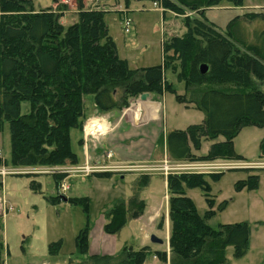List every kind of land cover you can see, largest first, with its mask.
I'll use <instances>...</instances> for the list:
<instances>
[{"label":"trees","instance_id":"1","mask_svg":"<svg viewBox=\"0 0 264 264\" xmlns=\"http://www.w3.org/2000/svg\"><path fill=\"white\" fill-rule=\"evenodd\" d=\"M158 1L165 9L185 13L186 8L205 19L192 15L184 19L186 32L164 41L161 64L132 68L119 55L105 21V11L86 9L78 0V20L65 26L59 10L37 11L32 0H0V131L5 122L9 123L11 146L9 160L0 157V167L78 163V155L72 148V131H84L85 101L90 95L103 113L129 107L145 92L159 96L173 92L179 102H185V96L177 94L173 82L166 77L168 68L177 72V78L186 88L202 89L198 97L187 101L205 115L203 123L168 132L169 158L173 161L242 158L235 151L234 138L245 126L264 127L261 88L264 14L237 15L229 21L226 31L220 32L208 22L206 10L223 0ZM227 1L242 6L246 0ZM249 19L257 25L252 31L244 21ZM202 64L208 65L205 74L201 72ZM118 93H121L119 99ZM24 101L30 104L28 113L22 112ZM219 137L225 140L216 141ZM204 140L216 142L207 154L198 156L194 150H200ZM260 153L264 158V138ZM55 178L58 193L47 197L53 205L65 198L59 192L62 176ZM148 180L141 179L142 183ZM258 185L259 176L254 174L237 182L239 190ZM31 186L37 190L35 181ZM168 186L170 264H228V247H233L236 258L247 254L250 242L247 222L220 224L215 228L209 223L216 214L214 200L206 197L209 209L201 214L195 201L187 196L185 186L210 192L206 175L171 174ZM67 202L81 206L88 213V197H70ZM146 206L140 191L128 200L115 202L105 213V232L118 233L130 220L143 215ZM91 228L88 222L76 237L77 254L85 255V260L68 264L88 261L110 264L117 257L113 264H144L153 253L149 246L135 250L126 245L118 255H92L89 253ZM59 249L60 242L50 243V253ZM3 254L0 232V264H4ZM153 254L167 260V251L156 250Z\"/></svg>","mask_w":264,"mask_h":264},{"label":"rangeland","instance_id":"2","mask_svg":"<svg viewBox=\"0 0 264 264\" xmlns=\"http://www.w3.org/2000/svg\"><path fill=\"white\" fill-rule=\"evenodd\" d=\"M32 1L37 11L41 9L61 11V13H63L61 22L65 26H69L78 20V0ZM154 1L157 3V0ZM124 2L125 0H84L83 5L86 9H98L106 12L105 21L108 25L110 35L117 43L119 55L121 58L127 59L132 68L149 67L162 63L164 54L161 46V39L163 44L168 37L182 36L187 30L183 23L187 16L192 15L197 16L198 19H205L204 16H201L198 12L189 11L186 8H184L186 11H184L185 13L171 9H166L165 11L161 2L158 1L156 6L160 8L159 12H133L130 14L133 23L130 30L126 31L124 17L128 14L127 11L120 9V4ZM253 2L260 7L262 6L264 10V0H254ZM247 5L246 7L248 8L246 10L249 9L248 11L245 10L246 7H243L244 4L242 6H236L230 1L223 0L215 6H218L217 8L211 10L208 8L206 10L208 22L218 31L225 32L228 22L237 14H240L242 17L244 14L248 13H259L253 10L255 8L253 5ZM146 6L152 8V0H146ZM72 10L78 11L72 12ZM144 15H152L151 19L156 21V23L153 22L152 28L143 22L142 18ZM160 20L165 28L163 36ZM244 21L250 31L257 26L256 22L250 21V19ZM177 66L178 71H181L182 67L179 66L178 63ZM168 69L169 70H166V77L173 82L176 93L184 95L186 101L179 102L176 99V94L173 92L165 93L160 100L161 114L159 113V116L162 117L161 121L148 122L141 128L143 132L150 131L149 134H160L163 130L169 131L174 128L185 129L191 124H200L204 122V113L201 110L197 107H187L184 105V103L191 104V102L187 100L198 97L202 89L200 87H194L192 89L186 88L185 83L177 78V72L173 73L171 68ZM120 97L121 93H118L117 99ZM92 100V95L86 97V122L93 117L100 116L104 117L106 122L110 125V128H113L116 120L114 116L122 111L113 110L112 113H110L111 115L108 113H104L105 115H103V113L97 110L93 105ZM192 104L195 105L194 103ZM123 109H125V114L135 109L138 111V109L134 108L132 105H130V108L125 107ZM29 111L30 104L24 101L22 103V112L28 113ZM125 118L131 120L128 116ZM142 119L146 120L145 114ZM143 120L136 118L134 123L140 124ZM111 133H113V129L105 135L91 136L87 141L84 131L80 132L74 129L72 131V148L78 155V163L63 165H84L90 157L87 154V157H85L87 160L84 162L83 151H88L89 141L91 143V141H95L96 139L103 140V137H107ZM263 133L264 127L249 125L243 127L234 138L236 151L244 155L246 161L262 159L260 156L259 142L262 138L261 134ZM221 138L224 139V137H220V139ZM81 139L82 142H80ZM160 148L161 147L158 146V150L155 154L156 159L152 162L171 160L169 156L163 155V153L160 152ZM10 150L9 123L5 122L4 129L0 131V157L5 161L9 160ZM199 153L205 154V150L201 149ZM242 159L243 158L220 157L216 159H202L199 161H203L204 163L214 161L222 163H239ZM195 160L196 159H187L185 161L192 162ZM111 161L103 157L100 163L110 165ZM141 163H150V161ZM4 166L17 167L13 165H3L0 167V170L3 169ZM38 166L51 167L59 165ZM253 171L256 170L235 167L224 170L205 168L182 172L191 175H206V179L211 187L210 192L206 193L200 188H189L186 186L184 190L187 196L195 201L201 214H204L209 209L206 197L208 196L214 200L213 209L216 210V214L209 220L211 226L217 228L220 224H234L239 222H247L249 224L251 238L248 253L242 258H236L234 256L233 247H228L227 257L230 264H259L260 261L264 260V225L261 224V221H264V206L262 200L258 199V197H262L264 193L261 189L260 192L257 191L256 195L252 197L253 193H249V190H247L248 188L241 190L237 188V182L241 179H246ZM107 172L110 174L103 176V179H100L101 176L98 175L102 172H96L88 176H69L66 173L53 175L44 172H27L15 175L0 174V204L3 205L2 212H0V232L2 238L4 237L5 239L4 245L9 244L10 246L11 256L9 262L11 264H68L71 261L73 263H80L86 258L85 255L82 256L77 254L76 250V237L80 230L84 228L88 222H90V224H95L101 220L103 214L106 213L115 202L121 199L128 200L135 192L140 191V197L145 201L148 199L149 207L147 208L146 206V208L152 209V207H155L160 213L158 217L155 214L153 215L155 218L153 217V219H150L149 225L138 220L143 215L130 220L119 234L120 240H123V242L126 241V245L133 247L135 250H139L143 246H149L153 253L156 249L167 251L166 261L152 253L144 264H170V248L168 246L170 221L167 216L168 201L170 198L168 177L164 176L159 171L140 172L109 170ZM132 173L137 176H133ZM261 174L264 177V171H261ZM60 175L62 176V181L65 180L68 183L69 188L64 194V200L67 201L70 197H88V213L79 205H73L69 202H65L61 206L53 205L46 200L45 196H55L58 193V189L56 190L55 176ZM120 175L125 179L121 180L119 178ZM112 176L115 177L112 178L111 181L109 178ZM143 177L145 179L148 178L149 182L145 183L144 181L142 183ZM37 178H43V180H45V188L42 193L33 192L35 190L32 188L31 184L33 181L37 184ZM163 178H165L167 186H165ZM152 194L155 196L152 197ZM8 197L10 199H8ZM147 209L145 211H147ZM153 234L163 239L164 243L158 244L151 242V235ZM55 242H60V249L57 253H50L48 251V246L50 243ZM23 247L24 249H22ZM121 250L116 255H118ZM6 252L7 250L5 249L4 258ZM117 258L110 264L117 262ZM4 264H7L5 260ZM85 264H95V262L88 261Z\"/></svg>","mask_w":264,"mask_h":264},{"label":"crops","instance_id":"3","mask_svg":"<svg viewBox=\"0 0 264 264\" xmlns=\"http://www.w3.org/2000/svg\"><path fill=\"white\" fill-rule=\"evenodd\" d=\"M253 1L254 0L245 1L243 7L248 6L247 4H251V5H253V7H255L253 9L254 11H258L259 13L264 14V10H263L262 6L260 7L258 4H256ZM82 2L84 3V0H82ZM152 2H153L152 8H148V6H146V0H125V2H124L125 4L124 3L120 4V9L127 11V14L129 16L133 12H141V13L148 12V11L159 12L160 8H158V6L155 5L156 2L154 0H152ZM217 7L214 6V7H211L209 9L211 10V9H215ZM247 8L248 7H246L245 10ZM248 10H246V11H248ZM77 11L72 10V12H77ZM165 11H166V9H165ZM237 15H240V14H237ZM151 18H152V15H148V16L144 15V17L142 18L143 22L146 25H148L150 28L153 27V22L156 23V21L152 20ZM233 18H231V19H233ZM160 19L162 20L161 16H160ZM161 20H160V25H161V32H162V36H163L165 28H164ZM184 27H185V25H184ZM161 46L163 49L162 39H161ZM158 64H161V63H158ZM158 64H156V65H158ZM263 86H264V83L261 85V88L264 91ZM165 93H167V92H165ZM149 95H150L149 98L146 100H141L140 96H139L130 104V105L134 106V108L140 107L141 110L136 111V109H135L132 112L125 114V109H114V110H117L119 112H121V111L122 112L117 114L116 116H114V117H116L115 118L116 120L114 122L113 128H110L111 131L113 129V133H111L107 137L106 136L103 137V140H97L96 139L95 141H91V143L89 141V144H88L89 145L88 146L89 153H88V151L87 152L85 150L83 151L84 162L87 160V159H85V157H87V154L90 156L88 159L90 162H93V163L101 162L103 160V157L105 158L106 152L109 150H112L114 152L113 161L115 163H141V162H147V161L152 162V161H155V159H156L155 154L158 150L157 149L158 146L161 147L160 152H162L163 155L168 156V147H167V142H166V136H167L168 132L172 131V130H185L188 126L185 129L174 128V129L169 130V131L163 130V132L160 134H158V133L149 134L150 131L143 132V130H141V128H143L148 122H158V121H161V119H162V117L159 116V113L161 114L160 100L163 98L164 95L159 96V95L152 94V93H149ZM92 102H93V105L95 106V103L93 100H92ZM184 105L187 107H191V106L196 107V105H193L192 103L191 104L184 103ZM129 108H130V106H129ZM112 111L113 110H110L106 113L111 115L110 113H112ZM144 114L146 116V120L142 119ZM103 115H105V114L103 113ZM126 116H128V118H131V120H129V119L127 120L125 118ZM136 118L137 119L140 118V120H143V122H141L140 124H138L136 122L134 123ZM204 118H205V115H204ZM204 118H203V120H204ZM110 130L108 131V133L110 132ZM151 132H152V130H151ZM261 135H262V138H261L260 142L264 138V133ZM224 140L225 139H222V138L220 139V137H219L216 141L221 142ZM216 141L205 140L203 142L201 149L205 150V154L208 153L211 145ZM260 142H259V146H260ZM234 148H235V145H234ZM201 149L200 150H194V153L196 155H205V154L199 153V151H201ZM235 151H236V149H235ZM85 152H86V154H85ZM236 153L238 155H240L243 159L246 158L244 155L238 153L237 151H236ZM260 156H261V153H260ZM261 171H264V169L263 170H256V171H253L251 174H249V175L254 174V175L259 176V185L257 188H254V189L248 188L247 189V187H244L247 190H249L248 191L249 193H253L252 197L254 195H256L257 191L260 192L261 189H262V192L264 193V177L262 176ZM133 176H137V175L133 174ZM114 177L115 176H112L109 179L111 180ZM119 178L121 180L125 179L122 175H120ZM100 179H103V177H100ZM163 179L165 182V186H167V182H166L165 178H163ZM241 180H245V179H241ZM36 181H37V184H36L37 187L36 188L38 191L35 190L33 192L42 193L44 188H45V185H44L45 180H43V178H37ZM56 190H57V188H56ZM151 196L153 197L155 195L152 194ZM47 197L48 196H45L46 200L49 202ZM8 199H10V198L8 197ZM258 199L262 200V204L264 206V195L262 197L259 196ZM146 201H147V208H148L149 207L148 199H146ZM65 202H67V201L62 200L57 205L61 206ZM159 213L160 212L158 211V209H156L155 207H152V209L151 208L147 209V211H145L143 216L138 220L145 223L146 225H149L150 219H153V217H154L153 215L155 214L158 217ZM167 216L169 218V203H168V207H167ZM105 223H106L105 213L101 217V220H99L97 223H95V224L91 223L92 228L90 231V250H89V253L92 255L93 254L116 255L124 246H126V241L123 242V240H120L119 234L122 232V229L129 222L116 234L106 233L104 230ZM261 224L264 225V221H261ZM155 227H156V225H155ZM250 238H251V236H250ZM3 239H4V237H3ZM144 243H146V242H144ZM4 244H5V239H4ZM4 246H5L4 251L6 249L7 252L5 254V258H4V256H3V258L7 264H11L9 262V259L11 256L10 255L11 254L10 246H9V244H6ZM168 246H169V238H168ZM249 246H250V242H249ZM22 249H24V247ZM48 251H49V246H48ZM228 264H230L229 260H228ZM259 264H264V260L260 261Z\"/></svg>","mask_w":264,"mask_h":264},{"label":"built area","instance_id":"4","mask_svg":"<svg viewBox=\"0 0 264 264\" xmlns=\"http://www.w3.org/2000/svg\"><path fill=\"white\" fill-rule=\"evenodd\" d=\"M157 5V3H155ZM133 23L131 16L126 15L124 17V24L126 31L130 30V27ZM110 130V125L104 117L96 116L89 119L84 126L85 138L88 141V138L91 136H100L105 135ZM114 152L109 150L105 154V158L109 161L113 160ZM243 168L249 170H262L264 169V158L254 161H246L242 159L239 163L235 162H226L222 163L219 161H214L210 163H204L203 161H171L163 160L161 162H150V163H115L111 161L110 165H106L100 162L93 163L86 161L84 165H72V166H51V167H39V166H17V167H5L0 170V174H23V173H38L44 172L47 174H63L66 173L69 176L74 175H85L93 174L96 172H107L109 170L113 171H140V172H161L164 176L168 177L173 174H181L188 170H201V169H232V168ZM68 188V183L63 180L60 184L59 192L65 194ZM1 203V202H0ZM2 206L0 204V212H2Z\"/></svg>","mask_w":264,"mask_h":264},{"label":"water","instance_id":"5","mask_svg":"<svg viewBox=\"0 0 264 264\" xmlns=\"http://www.w3.org/2000/svg\"><path fill=\"white\" fill-rule=\"evenodd\" d=\"M207 71H208V65L207 64H202L201 72L203 74H205ZM149 96H150L149 93L145 92V93L140 95V99L141 100H146V99L149 98ZM151 242L161 244V243H164V240L153 234V235H151Z\"/></svg>","mask_w":264,"mask_h":264},{"label":"bare ground","instance_id":"6","mask_svg":"<svg viewBox=\"0 0 264 264\" xmlns=\"http://www.w3.org/2000/svg\"><path fill=\"white\" fill-rule=\"evenodd\" d=\"M135 108H136V107H135ZM137 109H138V110H141V108H140V107H137Z\"/></svg>","mask_w":264,"mask_h":264}]
</instances>
